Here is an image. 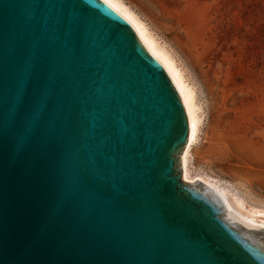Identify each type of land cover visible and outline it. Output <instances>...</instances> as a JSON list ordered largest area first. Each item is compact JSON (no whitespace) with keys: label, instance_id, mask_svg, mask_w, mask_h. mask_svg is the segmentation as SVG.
Returning <instances> with one entry per match:
<instances>
[{"label":"water","instance_id":"95a60500","mask_svg":"<svg viewBox=\"0 0 264 264\" xmlns=\"http://www.w3.org/2000/svg\"><path fill=\"white\" fill-rule=\"evenodd\" d=\"M194 129L104 0H0V264H264V222L184 180Z\"/></svg>","mask_w":264,"mask_h":264},{"label":"rangeland","instance_id":"374dc122","mask_svg":"<svg viewBox=\"0 0 264 264\" xmlns=\"http://www.w3.org/2000/svg\"><path fill=\"white\" fill-rule=\"evenodd\" d=\"M124 1L194 84L202 122L192 169L264 207V0Z\"/></svg>","mask_w":264,"mask_h":264},{"label":"bare ground","instance_id":"6f19581e","mask_svg":"<svg viewBox=\"0 0 264 264\" xmlns=\"http://www.w3.org/2000/svg\"><path fill=\"white\" fill-rule=\"evenodd\" d=\"M108 4L130 22L148 51L166 66L179 86L182 97L192 115L195 129L182 156L184 180L192 181L195 178H201L212 186L223 206L235 216L241 220L264 222V207L247 202L246 196L244 197L232 182L192 169L193 146L197 140L202 122V114L200 113V106L196 101L194 84L186 75L185 69L171 48L136 11L124 0H108ZM209 81V83H218L216 78Z\"/></svg>","mask_w":264,"mask_h":264},{"label":"snow or ice","instance_id":"6c2138e0","mask_svg":"<svg viewBox=\"0 0 264 264\" xmlns=\"http://www.w3.org/2000/svg\"><path fill=\"white\" fill-rule=\"evenodd\" d=\"M104 2H105V3H108V0H104ZM262 226H264V225H262Z\"/></svg>","mask_w":264,"mask_h":264}]
</instances>
